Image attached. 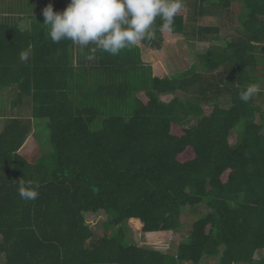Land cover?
Masks as SVG:
<instances>
[{
	"label": "trees",
	"instance_id": "obj_1",
	"mask_svg": "<svg viewBox=\"0 0 264 264\" xmlns=\"http://www.w3.org/2000/svg\"><path fill=\"white\" fill-rule=\"evenodd\" d=\"M39 1L26 27L0 20V89L14 88L11 106H30L29 118L0 131V264H264V123L255 120L264 116L254 97L239 99L253 83L264 95L254 73L264 63V0H195L189 18L208 46L181 71L166 69L147 40L117 56L54 43L43 9L62 12L70 0ZM206 17L213 23L197 24ZM161 23L165 37H184V15L171 32ZM228 23L241 32L215 44ZM127 101L125 119L117 109ZM31 127L49 147L34 161L18 153ZM21 180L39 183L35 200L21 199ZM200 203L208 212L187 242L155 249L148 236L170 242L181 209ZM99 216L115 227L110 235L95 237ZM129 221L139 224V244L126 237Z\"/></svg>",
	"mask_w": 264,
	"mask_h": 264
},
{
	"label": "clouds",
	"instance_id": "obj_2",
	"mask_svg": "<svg viewBox=\"0 0 264 264\" xmlns=\"http://www.w3.org/2000/svg\"><path fill=\"white\" fill-rule=\"evenodd\" d=\"M183 7L184 0H70L62 12L53 11L49 4L42 16L52 42L68 40L81 48L94 45L93 52L117 56L152 39L157 18L162 21L161 32L173 31L175 17ZM260 92V84H250L239 93V99L247 103ZM39 187V183L21 180L18 194L33 201Z\"/></svg>",
	"mask_w": 264,
	"mask_h": 264
},
{
	"label": "rangeland",
	"instance_id": "obj_3",
	"mask_svg": "<svg viewBox=\"0 0 264 264\" xmlns=\"http://www.w3.org/2000/svg\"><path fill=\"white\" fill-rule=\"evenodd\" d=\"M191 0H186V2H188L189 4H192L190 2ZM187 4L184 3V7L182 8L181 12L178 14H182L186 17V23H185V34L184 37L178 40H173L167 37H165V35L161 34L160 32H158L155 27L153 26V31L155 32V35L153 36L152 39L147 40V43L150 47V49L155 52L161 53L162 56L164 57V65L166 67V69H173V70H177V71H181L183 69H185L186 67L189 66V64H191L195 58V54L197 52H201L204 51L207 46L208 43L207 42H200L198 41V38L196 36V34L194 33V28L195 26H193V22L191 20V18H189L190 16V12H191V5L189 6ZM240 7V2L236 1L233 3L232 5V18L234 17V15H236L238 13ZM14 13V12H13ZM8 16H15L14 14L12 15H8ZM212 24L213 23V19H211L210 17H206L203 19H200L198 21L197 24ZM237 25H234V23H228V24H223L221 26V30L219 32V36L221 37V40L214 42L215 44L218 45H223L224 44V40L223 38H234L236 37L241 30H238L236 28ZM174 47L173 51L171 50V46ZM170 46V47H169ZM75 47V46H74ZM158 47V48H157ZM170 50V51H169ZM172 51V52H171ZM177 53L178 58L174 56V54ZM173 56V57H172ZM150 65V64H149ZM172 71V70H171ZM195 74H200L199 70H194L192 71ZM192 72H188V74H180L176 75V76H172L174 77H183V79L185 78H189L190 76H192ZM255 75H257L258 77H264V63H259L256 66L255 69ZM184 75V76H183ZM264 89V86H263ZM14 88L12 89H0V112L2 113V116L7 117L8 118H13V117H17V118H22V119H27L30 116V106L28 105V103L26 102V100H24V103L22 102L20 104V106L15 107V108H11L10 109V102L12 100L15 99V92H14ZM178 96L181 98L185 95H187L186 91H178L177 92ZM260 95L257 96L254 95V102L259 105L263 111V116H264V95H262L261 97H259ZM128 102V101H127ZM125 103L124 106L119 105L117 109L118 110V115H121L122 117H124L125 119H127L130 114H131V110L128 107L130 104L132 105V102H128ZM130 103V104H129ZM218 104L222 107H228L229 103L226 99H221L218 101ZM114 110V111H113ZM117 110L112 109L111 112H114L113 114H115L117 112ZM108 113H103L102 115H100L99 117L95 118L91 124H90V129L95 130L99 127V122L100 119L107 116ZM255 120L257 122H260L263 120L264 123V118H260V115H256ZM3 120H0V123H2ZM43 130L42 128H39L38 130ZM171 132L173 134H179L180 130L177 126H172L171 127ZM208 212V209L206 208V206L203 203H200L198 205H195L193 207H188V206H184L179 214V227L175 233V235L173 236V239L169 242V241H160L157 239L156 234L150 235L148 236L149 239L151 241L154 242L155 245V249L161 250V251H168V252H174V249L176 248V246L179 243L182 242H187L188 240V234H189V230H190V225L191 223L198 219L199 217L204 216L206 213ZM113 216L110 215L109 218H112ZM106 221L101 218L100 216L98 218H96L94 220V223L90 224V227L92 229V231L95 233V237H99L102 235H110V233L112 232V230L115 228L114 226L108 225V223H105ZM139 224L135 221H129L127 223H123V227L126 231V237L128 240H130L131 242H134L135 244H139L141 242V240L144 238L143 235L140 234H134V229L136 227H138ZM205 260L203 259L202 261H200L198 264H204Z\"/></svg>",
	"mask_w": 264,
	"mask_h": 264
},
{
	"label": "crops",
	"instance_id": "obj_4",
	"mask_svg": "<svg viewBox=\"0 0 264 264\" xmlns=\"http://www.w3.org/2000/svg\"><path fill=\"white\" fill-rule=\"evenodd\" d=\"M190 2L193 4L195 0H191ZM184 3L187 4L188 2L184 0ZM39 5V0H0V20L9 22L17 20V23H20L21 26L23 25L24 27H26L29 25V19L37 15ZM188 5L190 6L191 4L188 3ZM12 14H14L15 16H8ZM18 106H20V104L11 106L10 103V109ZM10 119L12 118L7 119V117L2 116V113L0 112V120H3V122L0 123V131L3 129L5 123L8 122ZM32 134L33 127H31V131L26 138L25 144H23V146L18 151V153L24 156L28 161H34L36 157L40 155L41 151L45 152V150L49 148L48 145L46 146L44 145V143H39L37 139H33Z\"/></svg>",
	"mask_w": 264,
	"mask_h": 264
}]
</instances>
